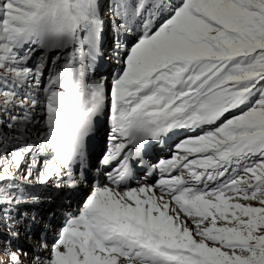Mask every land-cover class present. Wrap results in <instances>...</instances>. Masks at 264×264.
Here are the masks:
<instances>
[{"label": "snow or ice", "instance_id": "1", "mask_svg": "<svg viewBox=\"0 0 264 264\" xmlns=\"http://www.w3.org/2000/svg\"><path fill=\"white\" fill-rule=\"evenodd\" d=\"M90 184L58 227L21 210ZM25 260L264 264V0H0V264Z\"/></svg>", "mask_w": 264, "mask_h": 264}, {"label": "bare ground", "instance_id": "2", "mask_svg": "<svg viewBox=\"0 0 264 264\" xmlns=\"http://www.w3.org/2000/svg\"><path fill=\"white\" fill-rule=\"evenodd\" d=\"M27 260H25V262H26ZM28 262V261H27Z\"/></svg>", "mask_w": 264, "mask_h": 264}, {"label": "rangeland", "instance_id": "3", "mask_svg": "<svg viewBox=\"0 0 264 264\" xmlns=\"http://www.w3.org/2000/svg\"><path fill=\"white\" fill-rule=\"evenodd\" d=\"M27 262V261H26Z\"/></svg>", "mask_w": 264, "mask_h": 264}]
</instances>
